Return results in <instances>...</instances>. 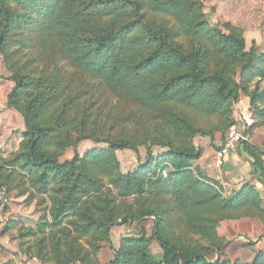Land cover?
<instances>
[{"label": "rangeland", "instance_id": "obj_1", "mask_svg": "<svg viewBox=\"0 0 264 264\" xmlns=\"http://www.w3.org/2000/svg\"><path fill=\"white\" fill-rule=\"evenodd\" d=\"M74 1L64 12L58 0H0L10 17L0 50V184L10 192L8 203L0 204V264H42L39 256L45 264H106L113 252L105 227L126 218L110 231L117 264H155L163 253L152 237L153 221L140 223L150 212L158 216L163 235L186 254L203 252L220 264H251L264 249L250 245L259 236L247 237L248 220L231 222L248 216L230 218L237 192L226 177V162L218 168L215 160L235 122L245 131L251 126L248 141L234 153L237 163L264 166V99H251L264 90V78L244 76L240 61L230 51H219L213 31L194 36L179 30L175 16L152 14L156 26L175 30L173 41L185 54H204V75L227 83L215 78L203 96L195 95L190 68L139 31L133 37H141L124 56L139 78L134 87H121L75 64L64 49L67 31L59 21L89 0ZM202 2L207 29L218 25L229 34L225 23L231 22L244 29L246 51L255 43L264 52V0ZM72 22L71 32L86 35L95 24L89 16ZM15 77L22 79L15 96L22 112L8 104ZM25 120L45 133L39 157L64 163L77 149L79 161L58 169L29 163ZM199 128L214 132V139L194 138L202 153L182 178L171 174L177 157L167 147L153 146L147 162L151 143L162 140L186 149ZM83 135L94 139L76 144ZM108 141L130 142L139 155ZM146 164L153 170L143 172ZM222 174L225 178L218 179ZM134 175L144 192L126 187L125 180ZM259 200L264 202L261 194ZM220 242L227 243L217 254L214 246Z\"/></svg>", "mask_w": 264, "mask_h": 264}, {"label": "trees", "instance_id": "obj_2", "mask_svg": "<svg viewBox=\"0 0 264 264\" xmlns=\"http://www.w3.org/2000/svg\"><path fill=\"white\" fill-rule=\"evenodd\" d=\"M66 12V6L69 3H74V0H58ZM204 4L202 0H89L86 6L77 8L71 14H68L59 21V25L63 30H66L65 38L63 40L64 49L71 60L90 72L98 76H105L110 81L120 85L121 87H134L139 78V74L130 66L124 57L128 53L134 43L137 42L141 35L133 37L137 32H142L148 42H156L164 48L165 53L174 58L175 61L182 66L190 68L189 80L195 90V95L203 96L206 87L211 85L215 78L220 79L222 83H227L224 77L213 75H204L203 59L204 54L195 52L193 54H185L181 46L173 41L175 30L166 27L164 24L160 27L156 26L152 20V14H162L163 16H175L180 22L179 30H187L194 36H200L210 31H213L216 44L219 45L221 53H230L235 56L243 67V74L248 78H264V52H259L255 43L254 49L246 51V39L242 28L235 26L231 22H226L231 32L225 34L221 31L218 25L213 28H208L201 22L203 17ZM2 15V29L0 30V50L5 41V31L10 17L2 7H0ZM91 17L95 21L91 27V35L78 34L72 31L73 22L80 17ZM108 21V23H105ZM133 37V38H131ZM156 57V56H155ZM16 82L8 96V104L11 107L19 108L15 96L18 93V87L22 83L20 77L12 78ZM225 87L226 84H223ZM250 96V95H249ZM253 103L257 99H264V90L256 95H251ZM26 127L29 133L27 145L29 147V163L36 166H47L54 169L62 168L76 164L79 161V152L76 149L75 156L72 160L60 163L54 158L48 156L38 155V146L43 136L44 131L39 128H34L25 120ZM235 123V122H234ZM233 123L228 126V129ZM251 129V126L246 130V133ZM210 136L214 139V132L206 129H196L193 131L190 138L189 148H179L171 142H164L158 140L153 142L148 147L146 160H152V147L155 145L167 147L171 155L176 156L174 160V171L171 174L176 178H182L186 171L188 172L189 163L192 159L198 158L202 149L196 145L194 138L197 135ZM94 139L90 135L80 136L76 140V144L82 140ZM113 147L118 149H131L139 155L136 145L127 141H108ZM151 164L142 165L140 169L144 171H152ZM252 173L257 179L264 184V166L257 162L252 164ZM131 176L125 180L126 187L134 186L136 192L142 193L145 191L143 184L136 182ZM260 194L251 185H246L236 196L232 198V208L230 218L236 219L244 216L258 217L264 223V202L259 200ZM236 202L238 203L236 205ZM239 212L237 213V208ZM128 218L122 222H111L105 227V235L108 244L113 252V258L106 264H117L119 260V253L111 246V228L115 225L123 224ZM153 221L152 237L159 243L162 249V258L155 264H220V261H211L208 259L206 253L194 252L186 254L182 247L177 243L170 242L161 232L159 218L156 214L150 212L140 220ZM217 233V232H216ZM141 236H145V230L140 232ZM217 236V234H215ZM257 240H250V245L255 244ZM227 242H220L214 246V251L219 254L221 246ZM264 257V251H258L256 257L251 264H259L261 258ZM42 264H45L42 257H38Z\"/></svg>", "mask_w": 264, "mask_h": 264}, {"label": "crops", "instance_id": "obj_3", "mask_svg": "<svg viewBox=\"0 0 264 264\" xmlns=\"http://www.w3.org/2000/svg\"><path fill=\"white\" fill-rule=\"evenodd\" d=\"M242 28V27H241ZM243 29V28H242ZM244 31V29H243ZM245 36V33H244ZM246 39V38H245ZM228 159V160H227ZM226 177L231 176L230 179H228V182H230L233 185V191L232 192H240L246 185L250 183L251 186L255 188V190L261 194V196L264 198V184H262L257 177L252 173V166H240L238 164L240 162L239 156L235 154H231L226 158ZM238 162V163H237ZM235 165V166H233ZM225 178V175L222 174V176H218V179ZM248 220L249 221V227L247 229V237H251L254 234L258 235L259 237L254 238L257 240L260 238L255 244L252 245V247L255 250L264 249V223L260 221V218L258 217H252L248 216L246 218L239 219L237 221H231L235 223H240L242 221ZM260 221V222H259ZM254 225V227H252ZM239 229V227L237 228ZM253 234V235H252ZM253 240V239H252Z\"/></svg>", "mask_w": 264, "mask_h": 264}, {"label": "built area", "instance_id": "obj_4", "mask_svg": "<svg viewBox=\"0 0 264 264\" xmlns=\"http://www.w3.org/2000/svg\"><path fill=\"white\" fill-rule=\"evenodd\" d=\"M249 137L245 129H243L238 123H233L228 129L225 141L219 148L215 165L218 168H221L226 161V158L234 154L241 143L248 141ZM10 198V192L6 185L0 184V204H7Z\"/></svg>", "mask_w": 264, "mask_h": 264}]
</instances>
